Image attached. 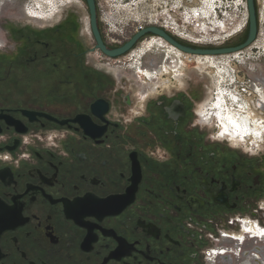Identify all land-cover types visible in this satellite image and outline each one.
Returning <instances> with one entry per match:
<instances>
[{"label":"flooded vegetation","instance_id":"flooded-vegetation-1","mask_svg":"<svg viewBox=\"0 0 264 264\" xmlns=\"http://www.w3.org/2000/svg\"><path fill=\"white\" fill-rule=\"evenodd\" d=\"M36 16L0 40V264H264V153L216 139L206 84L129 87Z\"/></svg>","mask_w":264,"mask_h":264},{"label":"built area","instance_id":"built-area-1","mask_svg":"<svg viewBox=\"0 0 264 264\" xmlns=\"http://www.w3.org/2000/svg\"><path fill=\"white\" fill-rule=\"evenodd\" d=\"M95 2L98 23L102 25L100 30L102 39L109 49L123 46L136 34L149 27L163 29L177 41L193 48L225 47L243 36L249 26L247 0H95ZM256 6L258 34L254 43L234 54L219 56L205 69H198L209 82V87L206 86L209 96L205 98L202 107L204 110L199 112V117L201 118L202 114L203 119L210 120L209 126L217 129L218 140L220 120L212 116L215 112H230L240 117L239 121L246 123L248 127L251 126L253 129L255 127L256 130L247 139L243 136L238 145L255 156L264 153V0H256ZM156 45H163L169 50L175 49L163 38L149 34L141 38L126 55L116 59L108 58V69L116 70L121 75V64L129 61L133 64L139 60L135 72L137 85L147 87L154 84L150 88L174 87L173 78L167 75L161 77L162 63H157L155 59L145 60L151 53V47ZM180 53V58L186 60V57H189L188 64L192 65L206 57ZM147 70L152 73L155 83L152 84L151 78H146L142 74ZM159 77L162 78L160 83ZM220 140L231 142L229 138Z\"/></svg>","mask_w":264,"mask_h":264},{"label":"rangeland","instance_id":"rangeland-1","mask_svg":"<svg viewBox=\"0 0 264 264\" xmlns=\"http://www.w3.org/2000/svg\"><path fill=\"white\" fill-rule=\"evenodd\" d=\"M40 1L41 0H0V11H2V14L0 15V40L2 42V49H4L3 47L6 45L9 46L7 47V50L9 51L13 47V45L16 44V42L18 41L17 37L12 36L13 30H17L24 26L30 27L32 29L49 28V26L41 24V23H48L46 18H43L41 16L40 18L39 17L36 18L37 17L36 15L38 13L40 15L44 14L45 17L50 19L55 18L54 20H58L60 16H61L60 21L62 19H68L67 21L69 22V25H71V28L74 31H77V35L82 40L85 48L90 49L91 47L92 48L94 47V43L92 38L90 37L91 34L89 31L90 23H89L88 8L84 0H44L42 1V3H40ZM43 2L46 3V6L43 5ZM32 11H37L38 13L31 15L29 12ZM24 16L27 18H25ZM99 27L101 30L102 25H99ZM245 34L237 38L235 41H233L231 45L225 47L239 45L240 42H242L243 39L245 38ZM10 38L14 40L13 43L10 41ZM161 47L163 46L156 45L155 47H151L150 52L152 54L149 53L145 60L150 61L155 59L157 63H162L163 65L166 64V67L164 65V68H166L169 72L167 76H169V78H173V83L176 82L175 87L178 88L185 86L187 77H189L190 83L192 87L196 89V91L201 90L202 83L206 84V86L209 87L208 80L206 78H203V76L201 75L198 69H204L206 66H209V64H211L219 56L203 57V59L199 60L198 63L194 65L188 64V67L185 68L187 64L186 63L183 64L179 62L180 59L179 53L178 54L175 53V50L169 51V49L167 48H165L164 51H159V48ZM218 48H223V47H218ZM144 49H142L141 51L144 52L143 51ZM2 51L3 50H0V52ZM92 56L97 57V54L93 53ZM210 58H215V59L211 60ZM174 61L178 63H175ZM139 63L140 61L136 60V62H134L133 64L130 61L126 62L125 64H121V78L127 79V81L129 82V87L135 88L137 86L135 72L136 69L138 68ZM200 64H202V67H200ZM170 67H172L171 69L173 70H171ZM107 71H109L110 73L111 72L117 73L116 70H111L108 68ZM183 78H184V83L182 85L180 84V82L182 81ZM206 94H207L206 96L208 97L209 93L206 92ZM202 107H204V105H202L201 108ZM221 122L223 123V126L221 128L222 131L227 125H225L226 122H224L223 119H221ZM215 130L217 132L216 128ZM223 134L225 135L228 134L233 140H237V139L240 140L243 138V136H245L242 135L239 137H234L229 132H223ZM261 157L264 158V155H261Z\"/></svg>","mask_w":264,"mask_h":264},{"label":"water","instance_id":"water-1","mask_svg":"<svg viewBox=\"0 0 264 264\" xmlns=\"http://www.w3.org/2000/svg\"><path fill=\"white\" fill-rule=\"evenodd\" d=\"M84 2L86 3L88 8L90 28L95 41L94 51L98 50L110 59H116L126 55L131 49L135 47V45L141 38L149 34H153L163 38L166 42H168L170 45H172L174 48H176L182 53L196 56H223L239 52L254 43L258 34V13L256 0H247L249 12L248 34L246 36L245 41L239 45L211 49L193 48L177 41L168 33H166L163 29L157 27H149L146 28L144 31H141L140 33L136 34L130 41L125 43L123 46L115 49H109L102 39L98 23V15L95 0H84Z\"/></svg>","mask_w":264,"mask_h":264},{"label":"bare ground","instance_id":"bare-ground-1","mask_svg":"<svg viewBox=\"0 0 264 264\" xmlns=\"http://www.w3.org/2000/svg\"><path fill=\"white\" fill-rule=\"evenodd\" d=\"M42 1H44V0H41L40 1V3H42ZM43 5L44 6H46V3L45 2H43ZM43 6V7H44ZM52 20H53V18L51 19V20H48L49 22H52ZM163 46V45H162ZM166 47L165 46H163V47H161V48H159V51H164V49H165ZM174 48V47H173ZM173 50H175V53H179V55L181 54L180 53V51L179 50H177L176 48L175 49H172V51ZM166 51H168V50H166ZM170 51V50H169ZM234 54V53H233ZM170 58V57H169ZM179 58H180V56H179ZM168 60V59H167ZM169 62V61H168ZM175 63H178V62H176V61H174ZM179 62L180 63H189L190 62V58L189 57H186V60H184V59H182V58H180L179 59ZM164 63V62H163ZM169 64V63H168ZM163 65V64H162ZM165 65V67H166V64H164ZM164 65L163 66H161L160 67V69L162 70L161 72H162V74L161 75H167L169 72H168V70L166 69V68H164ZM171 65V64H170ZM174 65H177V64H174ZM179 66V65H178ZM199 67V66H198ZM200 67H202V64H200ZM172 67H170V69H171ZM176 68V67H175ZM181 68V67H180ZM171 70H173V69H171ZM179 70V69H178ZM178 72H180V71H178ZM146 73V74H145ZM145 73H142V74H144L145 75V77H148V75L147 74H149L150 72H149V70H147ZM182 73V72H181ZM152 74V73H151ZM179 75V74H178ZM153 76V75H152ZM175 77V76H174ZM149 78V77H148ZM177 80V79H176ZM202 110H204V109H202ZM226 112H227V110H226ZM216 114L221 118V119H223L224 120V122H226L225 123V125H227V126H225V128L221 131V128H222V126H223V123L221 122V120H220V125H221V127H220V125H219V127H220V135L218 136L219 137V139H226V138H229L230 139V141H231V143L232 144H234L235 146H238L240 143H241V139L239 140V139H237V140H233V139H231V137L228 135V134H223V132H229L232 136H234V137H239V136H242V135H245L246 136V138L245 139H247L248 138V136H250L251 135V133L254 131V130H256V128L254 127V129L250 126V127H248L247 126V124L246 123H243V122H240L239 120V118L240 117H237V116H235V115H233L232 113H230V112H227V113H217V112H215V113H213L212 114V116H216ZM227 114V115H226ZM226 115V116H225ZM225 116V117H224ZM202 117H204V115H202L201 114V119L203 120V121H205L207 124H209L210 123V120H205L206 118H202ZM224 117V118H223ZM217 118V117H216ZM256 126V125H255ZM223 137H222V136ZM244 136V137H245ZM243 139V138H242ZM252 142H254V141H252Z\"/></svg>","mask_w":264,"mask_h":264},{"label":"trees","instance_id":"trees-1","mask_svg":"<svg viewBox=\"0 0 264 264\" xmlns=\"http://www.w3.org/2000/svg\"><path fill=\"white\" fill-rule=\"evenodd\" d=\"M247 34H248V30H247V32H246V34H245V38L243 39L242 42H240V44L243 43V42L245 41Z\"/></svg>","mask_w":264,"mask_h":264}]
</instances>
